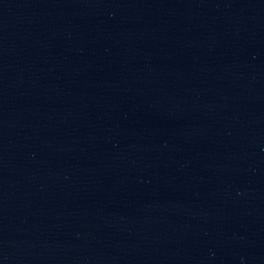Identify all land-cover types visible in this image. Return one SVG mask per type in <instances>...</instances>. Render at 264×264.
Here are the masks:
<instances>
[{
    "label": "water",
    "instance_id": "95a60500",
    "mask_svg": "<svg viewBox=\"0 0 264 264\" xmlns=\"http://www.w3.org/2000/svg\"><path fill=\"white\" fill-rule=\"evenodd\" d=\"M0 264H264V0H0Z\"/></svg>",
    "mask_w": 264,
    "mask_h": 264
}]
</instances>
